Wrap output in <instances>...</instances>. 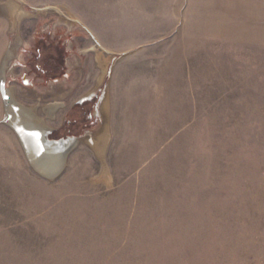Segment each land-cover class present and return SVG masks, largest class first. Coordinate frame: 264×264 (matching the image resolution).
Masks as SVG:
<instances>
[{
  "label": "rangeland",
  "instance_id": "374dc122",
  "mask_svg": "<svg viewBox=\"0 0 264 264\" xmlns=\"http://www.w3.org/2000/svg\"><path fill=\"white\" fill-rule=\"evenodd\" d=\"M8 50L77 143L38 175L0 94V264H264V0H0Z\"/></svg>",
  "mask_w": 264,
  "mask_h": 264
},
{
  "label": "bare ground",
  "instance_id": "6f19581e",
  "mask_svg": "<svg viewBox=\"0 0 264 264\" xmlns=\"http://www.w3.org/2000/svg\"><path fill=\"white\" fill-rule=\"evenodd\" d=\"M8 10L13 19L12 22H14L15 25H17L18 20L28 16V13L18 8L14 3H8ZM12 55V51L8 50L0 66V94L6 107V123L16 134L30 167L38 175L50 180H53L52 177L54 174L59 173V175L54 178L56 179L61 175L65 167V151L67 153L72 150L77 141L72 139L65 145L56 146L58 151L55 153L52 151L50 155L46 152L48 149H46L45 146L52 145L47 139H45L50 131L49 126L44 120L38 117L36 107L30 108L19 103L16 100L14 89H7L4 86L6 69ZM104 72L105 69L103 68V74ZM101 80L102 77L99 79L98 84H100ZM61 107L62 103L49 104L43 107V112L48 118L53 119L56 111ZM100 110L101 112H105V101L102 102ZM88 139H90V136ZM105 139L106 137L104 138L103 131H101L95 135L92 141H90L94 148L98 150V153L99 151L101 152V148L103 149Z\"/></svg>",
  "mask_w": 264,
  "mask_h": 264
},
{
  "label": "water",
  "instance_id": "95a60500",
  "mask_svg": "<svg viewBox=\"0 0 264 264\" xmlns=\"http://www.w3.org/2000/svg\"><path fill=\"white\" fill-rule=\"evenodd\" d=\"M89 98H91V97H89ZM88 98V99H89ZM47 136H48V134L46 135V138L45 139H47ZM69 140H71V139H66V140H59V141H49V143H51L52 145L50 146H45L46 147V149H48L49 150V152H48V150H46V152L47 153H49V155L52 153V151H54L53 153H55V152H57L58 151V148L56 147V146H62V145H65V144H67L68 143V141ZM48 143V142H47ZM57 148V149H56ZM71 152V150L69 151V152H67L66 153V151H65V160H66V158H67V156L69 155V153ZM63 154H64V152H63ZM59 175V173L58 174H54L53 175V179L55 178V177H57ZM43 177V176H42ZM43 178H45V177H43ZM45 179H47V178H45ZM50 180V179H49Z\"/></svg>",
  "mask_w": 264,
  "mask_h": 264
},
{
  "label": "snow or ice",
  "instance_id": "6c2138e0",
  "mask_svg": "<svg viewBox=\"0 0 264 264\" xmlns=\"http://www.w3.org/2000/svg\"><path fill=\"white\" fill-rule=\"evenodd\" d=\"M27 83V82H26Z\"/></svg>",
  "mask_w": 264,
  "mask_h": 264
}]
</instances>
